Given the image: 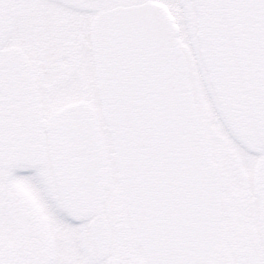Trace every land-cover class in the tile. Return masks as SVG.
<instances>
[{
  "label": "snow or ice",
  "instance_id": "1",
  "mask_svg": "<svg viewBox=\"0 0 264 264\" xmlns=\"http://www.w3.org/2000/svg\"><path fill=\"white\" fill-rule=\"evenodd\" d=\"M0 264H264V0H0Z\"/></svg>",
  "mask_w": 264,
  "mask_h": 264
},
{
  "label": "flooded vegetation",
  "instance_id": "2",
  "mask_svg": "<svg viewBox=\"0 0 264 264\" xmlns=\"http://www.w3.org/2000/svg\"><path fill=\"white\" fill-rule=\"evenodd\" d=\"M50 24H51V21H49L48 19H46V18L42 19L41 20V31L46 29ZM13 51L23 54V49L18 48V47L14 48ZM25 76H27V74H25ZM48 87H49V84L47 81L41 82V86H40V90H39V96L42 100L46 97L45 89H47Z\"/></svg>",
  "mask_w": 264,
  "mask_h": 264
}]
</instances>
